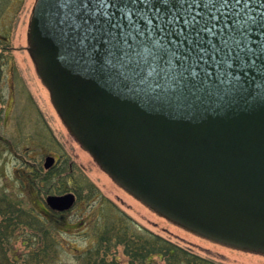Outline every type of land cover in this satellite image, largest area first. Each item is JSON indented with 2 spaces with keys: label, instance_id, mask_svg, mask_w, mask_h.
<instances>
[{
  "label": "water",
  "instance_id": "obj_1",
  "mask_svg": "<svg viewBox=\"0 0 264 264\" xmlns=\"http://www.w3.org/2000/svg\"><path fill=\"white\" fill-rule=\"evenodd\" d=\"M29 38L64 123L118 184L264 254V0H37Z\"/></svg>",
  "mask_w": 264,
  "mask_h": 264
},
{
  "label": "rangeland",
  "instance_id": "obj_2",
  "mask_svg": "<svg viewBox=\"0 0 264 264\" xmlns=\"http://www.w3.org/2000/svg\"><path fill=\"white\" fill-rule=\"evenodd\" d=\"M35 3L36 0H0L4 10H33ZM3 32L6 31H0ZM19 43L26 45L24 39ZM8 54L21 67L19 71L12 65L10 70L5 69L8 74L3 77L0 87V203H15L27 210L34 208L41 216L58 217L48 207L46 197L61 193L54 187L49 191L39 190L29 179L37 172L44 173L47 155L58 158L57 170L70 168L67 192H76L88 182L98 189L93 197L77 201L73 208L63 213L62 224L55 231L64 248L63 264H79L74 254L92 245L108 220H116L122 227L127 225L131 234L160 235L223 264H264V254L237 249L195 234L158 214L117 184L62 120L29 49L13 50ZM124 215L130 218L129 221ZM16 234L13 247L23 254L28 251V244L23 243L22 235ZM123 251V246L116 247L115 253L122 261L127 258ZM149 260V264H169L166 255L155 253Z\"/></svg>",
  "mask_w": 264,
  "mask_h": 264
},
{
  "label": "trees",
  "instance_id": "obj_3",
  "mask_svg": "<svg viewBox=\"0 0 264 264\" xmlns=\"http://www.w3.org/2000/svg\"><path fill=\"white\" fill-rule=\"evenodd\" d=\"M43 171L44 173L37 172L35 176H30V184L43 191H49L52 187L58 193L69 190L66 180L70 176V168L57 170L55 166ZM40 183L44 186L41 187ZM97 190L93 183H86L84 187L76 189L77 201L88 200ZM56 214L58 217L41 216L34 208L27 210L15 203H0V264H63L61 255L64 248L55 235L60 223L62 224L63 213ZM123 217L127 221L130 219L127 215ZM124 226L121 223L119 225L116 220H108L102 231L98 232L97 240L74 254L79 264H149L150 257L155 253L166 255L169 264L179 261L186 264H223L174 244L160 235L131 234L130 227ZM16 232L23 236V243L28 244V251L23 254L12 244L17 237ZM119 245L123 246L126 260H120L115 253Z\"/></svg>",
  "mask_w": 264,
  "mask_h": 264
},
{
  "label": "flooded vegetation",
  "instance_id": "obj_4",
  "mask_svg": "<svg viewBox=\"0 0 264 264\" xmlns=\"http://www.w3.org/2000/svg\"><path fill=\"white\" fill-rule=\"evenodd\" d=\"M32 15L33 10H4V7L0 6V31H6L2 34L0 33V87L3 77L8 74L5 69L10 70L12 65L14 69L18 67V71L20 70L21 66L17 65L8 53L29 47V30ZM22 39L25 40L26 45L19 43V40ZM14 69L12 70L13 74L16 72ZM56 159L58 161L57 157Z\"/></svg>",
  "mask_w": 264,
  "mask_h": 264
},
{
  "label": "snow or ice",
  "instance_id": "obj_5",
  "mask_svg": "<svg viewBox=\"0 0 264 264\" xmlns=\"http://www.w3.org/2000/svg\"><path fill=\"white\" fill-rule=\"evenodd\" d=\"M104 7H107V5H103ZM85 7H87V5H85ZM131 11L132 10H127V14H128V16H129V19L131 18ZM106 15H107V13H106ZM146 51H147V49H146Z\"/></svg>",
  "mask_w": 264,
  "mask_h": 264
}]
</instances>
